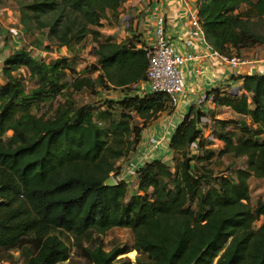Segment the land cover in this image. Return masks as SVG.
<instances>
[{
	"label": "trees",
	"instance_id": "obj_1",
	"mask_svg": "<svg viewBox=\"0 0 264 264\" xmlns=\"http://www.w3.org/2000/svg\"><path fill=\"white\" fill-rule=\"evenodd\" d=\"M128 1L16 0L21 31L46 30L49 43L36 36L31 50L15 43L0 65V259L18 251L25 264H76L74 243L82 264H264V222L256 225L264 201L252 209L249 188L250 179L264 180V75L211 89L204 102L210 97L215 109L192 105L169 127L170 161L153 159L132 181L119 180L146 127L174 112L167 95L130 88L144 79L145 43L98 31ZM195 7L214 51L231 57L264 48V0H195ZM87 38L97 60L79 77L68 55ZM53 48L68 54L33 55ZM108 89L122 97L80 106L73 99ZM218 108L234 117L216 119ZM203 118L217 151L202 139ZM222 156L244 166L215 174ZM110 176L114 187L104 185ZM114 228L130 230L133 242L106 249L99 237ZM132 252L134 261L126 257Z\"/></svg>",
	"mask_w": 264,
	"mask_h": 264
},
{
	"label": "rangeland",
	"instance_id": "obj_2",
	"mask_svg": "<svg viewBox=\"0 0 264 264\" xmlns=\"http://www.w3.org/2000/svg\"><path fill=\"white\" fill-rule=\"evenodd\" d=\"M145 0H129L126 2L122 8L119 11V18L117 21H114L110 18L103 19L101 21V27L98 28V31L104 36L108 35L113 36L116 41H122L125 38H129L132 36V34H135L137 37H139L141 34L139 33V23H137V20L142 19L144 14L139 12L138 16H136V10L145 9V3L143 2ZM16 9H17V3L16 0H0V65L2 64V61L4 57L9 55L11 53L10 49L12 50L15 43L19 44V39H23V42L18 45V47H24L27 46L30 48L31 46L27 45V42L31 40L33 37H39L40 42L49 43L45 37L46 30H42L40 32H34L32 36H29L24 31L22 32L20 27L18 26V20L16 19ZM16 13V14H15ZM108 16V15H107ZM110 17V16H109ZM136 21V22H135ZM20 30L19 33H17ZM24 35H20L23 34ZM129 34V35H127ZM43 43V44H44ZM52 45H55L54 43H50ZM47 45V44H45ZM42 46V43H41ZM44 47V45L42 46ZM93 47L94 44L92 43L90 38H87L85 42L80 45L79 47H74L72 49V53L69 54V59H72V65L75 68V71L77 72L79 77L87 76L88 71L87 67H90L91 65L96 63V56L93 53ZM9 50V51H8ZM52 51V52H51ZM51 51L46 50H40V49H34L33 52L35 55V58H42L44 60H49L51 58H58L61 56H64L68 54L65 49L57 50L56 48H53ZM41 52L44 54V57H42ZM22 76L24 77L27 86H31V82L28 78V75L25 71H21ZM92 78L96 77V73L89 74ZM4 83V80L1 76L0 71V85ZM132 89V88H131ZM133 90V89H132ZM99 96L92 94L89 90H83L82 92H79L75 95H73V99L76 102L78 106L84 105V104H96V102H100V100H114L117 101L122 97L123 92L118 89H108L103 91H98ZM130 93V91H129ZM187 96V94H186ZM97 108L99 105L96 106ZM180 110L181 115L178 114L177 118L182 119L185 113ZM171 114L168 113H162L158 116V118L148 125L146 129L142 132V140L141 145L139 144L137 147V151L130 157V159L134 158L135 156H140L141 154H144L148 150L151 149V145L153 139L157 138L154 134L150 137V135H145L148 132V129L155 125L156 123L160 122L161 120H164L165 118L169 117ZM216 119L220 120H229L232 119L234 116L232 112H230L227 109H220L216 112ZM180 121H175V126ZM173 127V129L175 128ZM203 127H205L204 123L202 124ZM172 129V131H173ZM213 131V130H212ZM210 131L208 129H205V131L202 133V139H205L207 142L210 143L209 149H213L217 151V149L221 148L220 142L216 141L215 136H210ZM8 136L11 135V132L7 133ZM169 135V133H168ZM144 136V137H143ZM155 136V138H154ZM158 140H161L158 139ZM163 145V144H162ZM166 145V143H165ZM158 149H156V145L152 146V150L155 153V156H158V159H166L167 157V148L162 147L160 144L157 146ZM156 156V157H157ZM220 164L216 163L213 167V171L215 174L225 173L228 168L231 169H237L244 166V159H233L229 156H222L220 158ZM112 177V176H111ZM131 187L130 185L128 186ZM249 188H250V206L252 209H255L259 202L264 201V180H257V179H250L249 180ZM264 222V217L260 218L259 221L256 223V225H260ZM95 234H91L88 237L94 236ZM99 240L103 242V245L106 247V249H111L112 247H123L124 245H130L133 242L132 233L128 229L124 228H114L109 231H107L104 235L99 237ZM89 243V238H86L83 242V246H87ZM71 249V259L76 264H82L83 261L81 260L79 256V247L76 246L74 243L69 244ZM11 258L9 257H2L0 259V264H25L24 259L22 258L21 254L18 251H12L11 252ZM128 259L131 261H134L135 259V253H129L126 255Z\"/></svg>",
	"mask_w": 264,
	"mask_h": 264
},
{
	"label": "built area",
	"instance_id": "obj_3",
	"mask_svg": "<svg viewBox=\"0 0 264 264\" xmlns=\"http://www.w3.org/2000/svg\"><path fill=\"white\" fill-rule=\"evenodd\" d=\"M185 2H192V13L188 18V26L190 27L188 32L187 46L194 45L195 41H200L206 44V48L211 51L212 57L217 59L220 64L225 65L232 73V77H237L242 69L245 70L246 75H264V58L255 53L251 56H227L214 51L211 46L206 42L195 7V0H184ZM151 33L152 43L145 44L144 50L148 65L145 71L144 79L138 83L133 84L130 88L133 91L138 92L139 96H143L149 93H163L168 96L170 104L175 107L179 104L181 97L184 94L183 91V78L181 75V68L188 62L198 59L193 53H178L175 51L169 39L165 35V15L156 14L151 21L149 28ZM17 33L19 31L17 30ZM20 45L23 39H19ZM17 45V46H18ZM32 47L28 48L31 50ZM42 57L44 54L41 52ZM206 94L200 97L198 105L202 107ZM208 100H211L209 97ZM210 123L208 118L202 119V124ZM200 128L205 131L204 127L200 125ZM167 136L155 138L152 141L151 149L130 159L120 170L119 180L132 181L136 178L137 171L142 167L145 162L158 159L155 156L152 146L160 144L162 147L165 145V139ZM163 144V145H162Z\"/></svg>",
	"mask_w": 264,
	"mask_h": 264
},
{
	"label": "crops",
	"instance_id": "obj_4",
	"mask_svg": "<svg viewBox=\"0 0 264 264\" xmlns=\"http://www.w3.org/2000/svg\"><path fill=\"white\" fill-rule=\"evenodd\" d=\"M143 2L145 3V9L135 11L136 16H138L139 12L144 14L142 19L137 20V23H139V33L141 34L139 39H141L147 45L151 44L152 35L149 32L151 21H153V18L156 16V14H164L165 35L166 38L171 42V45L175 51L182 54L193 53L198 57V59L186 63L181 68L184 94L181 97L179 104L175 107L174 112L169 117L150 127L147 134H145L148 136L150 135V137L153 134L156 137H163L166 136V134L169 136V127L175 125V121H180V119L177 118L178 114L181 115L180 110L183 109V113H186L189 107L192 106L190 105L189 95L202 97L211 89L215 88H220L221 90L237 89L241 82L239 80H235L236 77H232L231 71L225 65L220 64L217 59L212 57L211 51L206 48L205 43L195 41L194 45L192 46L186 45L188 40V32L190 29L188 26V18L190 13L193 11L192 2L188 3L184 0H145ZM255 53L264 58V48L245 51L241 55L251 56ZM244 71L245 70L242 69L239 75L242 76ZM202 109L204 112H207L211 109H215V106L210 100H208L203 103ZM169 138L166 137V139H168L165 141L166 145H168ZM166 145L163 147L166 148ZM167 150L168 160L161 159L166 162L170 161L171 156L168 148Z\"/></svg>",
	"mask_w": 264,
	"mask_h": 264
},
{
	"label": "water",
	"instance_id": "obj_5",
	"mask_svg": "<svg viewBox=\"0 0 264 264\" xmlns=\"http://www.w3.org/2000/svg\"><path fill=\"white\" fill-rule=\"evenodd\" d=\"M245 75H246V73L244 71L242 76H245ZM189 98H190V105H194V106L198 105L199 99H200L199 96L189 95ZM104 185L107 187H114V186H116V182L113 179V177L110 176L108 179H106V181L104 182Z\"/></svg>",
	"mask_w": 264,
	"mask_h": 264
}]
</instances>
